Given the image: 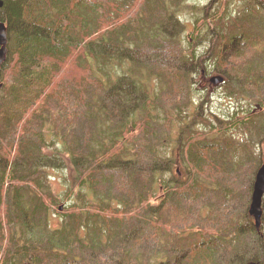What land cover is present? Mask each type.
<instances>
[{"label": "trees", "instance_id": "16d2710c", "mask_svg": "<svg viewBox=\"0 0 264 264\" xmlns=\"http://www.w3.org/2000/svg\"><path fill=\"white\" fill-rule=\"evenodd\" d=\"M182 1L0 0V264H170L178 251L174 264H264V208L257 229L253 185L247 192L227 173L261 165L253 147L264 112L213 121L188 96L192 73L205 76L208 63L240 80L227 95L247 89L264 110L263 2L241 0L235 17L232 0L211 13L194 6L204 13L184 49ZM208 35L209 56L195 62ZM238 38L245 50L225 62L220 47ZM245 192L250 250L229 210Z\"/></svg>", "mask_w": 264, "mask_h": 264}, {"label": "rangeland", "instance_id": "374dc122", "mask_svg": "<svg viewBox=\"0 0 264 264\" xmlns=\"http://www.w3.org/2000/svg\"><path fill=\"white\" fill-rule=\"evenodd\" d=\"M263 3H261L263 10H264V0H261ZM232 3L230 4V7L228 5V8L231 12V16L235 17L237 15V13L241 12V10L243 9V6L241 5V0H232ZM194 4V5H193ZM206 5V6H205ZM216 5V0H184L182 1L181 7L179 5V8L174 7L175 11H178V14L180 17H182L184 20L182 22H188V24H184V28L183 31L180 33L182 35V40L184 39V43H183V48L186 49V47L188 46V44L186 43V40H189L188 35H189V30L192 29V24L194 23V17L203 15L204 10L199 9L196 10V8L198 9L199 7H203L205 9H207L209 11V13L212 12L213 7ZM194 6H197L194 9ZM241 15V14H240ZM179 17V18H180ZM242 19V17H240ZM243 21V20H242ZM244 23H246L244 21ZM207 24H212L211 22L207 23ZM250 24V23H248ZM7 25V24H6ZM176 27L178 28V24H175ZM182 25V24H179ZM207 29V28H206ZM210 29V28H209ZM178 30V29H177ZM11 34V33H10ZM179 34V35H180ZM211 34H213V32H211ZM210 37L209 35L204 38V40H206L205 42L199 43L195 46L196 49V58H195V62L197 61V59H202V56L204 57H208L209 56V51L210 50ZM240 39V40H239ZM239 40V41H238ZM237 41H235V43L230 42L229 44H225L222 45L220 48H222L223 51V59H225V62H230L232 60V56L234 54V52H238V48L239 47H243V42L241 41V38H238ZM191 45V44H189ZM190 47V46H189ZM244 48V47H243ZM245 50V48H244ZM211 51V50H210ZM244 54L246 55V51L244 52ZM151 55L149 54L148 56H141L142 61H146V64L149 65L150 63H152L154 60V57L152 56V58L150 57ZM153 60V61H151ZM160 61L164 62V63H170V60L166 59V57H164L163 59L160 58ZM5 63V62H4ZM3 63V64H4ZM172 63V61H171ZM204 63H195L193 65V67H191L190 69H200V66L203 65ZM207 66H209L208 68L205 69V76H202L201 73H192L193 76V85H194V89L195 90H191L190 93L188 94L189 98H191L193 104H197L198 109H195V113L197 114H201L202 116H206L211 118L213 121H215V117H219V118H231L233 120H239L241 119L243 116H245L247 114V110H249L250 113H257L260 112L263 113L264 110L260 109L259 104L255 103L254 101H251V95L255 96L254 94L250 92H248L247 89H243L244 95L245 96H241L239 95V99H236V95L234 94L229 96L227 95L226 91V87H230L231 84H235V85H240V80L237 77H234L232 74H229L228 72L226 73L225 71L220 72V74L224 77V82L222 84H215V85H210L208 82V79L210 78V76L217 74L216 70L214 69V66H211V64L208 65V63H206ZM205 65V64H204ZM190 70V72H191ZM201 71V70H200ZM204 75V74H203ZM154 82H158L157 80H155L154 78H152ZM196 86V88H195ZM249 93H250V97H249ZM264 96V94H263ZM264 101V99H263ZM247 108V109H246ZM190 109L193 111L194 108L192 106H189L188 108H186L184 110L185 116L187 114H190L191 111ZM188 121H192V117H187ZM186 122V121H185ZM264 131V130H263ZM234 134L236 136V138H248V134ZM261 137H263L259 143L258 146L255 149V145L253 147V151L254 153L256 152V154H260V156H262V154L264 153V134H261ZM163 151H166L165 148H163ZM248 154H251V151H247ZM252 155V154H251ZM233 158V160H237L239 158L238 153L235 152L234 150L231 151V154L228 155V159ZM244 161V159H242V162ZM244 166H242V169H238L236 170H230L228 171V175L231 178V180H234L237 184V186L241 185V187L243 186H247V192H249V189L252 187L253 182H254V178H255V163H253V161L250 159L249 162L244 161ZM253 163V164H252ZM244 170V171H243ZM257 170V169H256ZM60 171V170H58ZM54 172L52 171L50 174L55 176L54 179H52L51 177V181L54 183L55 185V189L57 192L59 193H63L65 191V181H62V179H60V172ZM61 173H63L61 171ZM168 175V174H167ZM245 192V196L243 198V196L241 197L240 200H238V198H235V201L230 205L229 210L231 212H236L239 213L240 216H238L237 221L239 222V229L238 230H242V232H244V234L247 237V242L245 243V245H242L241 249L243 248V250H250L252 249V244L253 242H255L251 239V234L252 232L250 229V225L248 223V219L246 217H241V213L244 212L247 209L248 206V193ZM160 192H158V196H159ZM72 196L70 195V198ZM243 198V199H242ZM154 198L153 201H156ZM233 201V200H232ZM155 203V202H154ZM220 203V200H219ZM262 207L264 208V197H263V204ZM62 206L59 207V209H61ZM231 212H229L230 214H232ZM54 215V217H53ZM51 215V220H52V224L56 225L57 224V220L60 219L56 217L55 214ZM253 237H255V235L253 234ZM246 239V237H245ZM251 242V243H250ZM180 257V252H175L171 258L170 261H168L167 263L170 264H174V262L179 259ZM166 263V261L164 262Z\"/></svg>", "mask_w": 264, "mask_h": 264}, {"label": "water", "instance_id": "95a60500", "mask_svg": "<svg viewBox=\"0 0 264 264\" xmlns=\"http://www.w3.org/2000/svg\"><path fill=\"white\" fill-rule=\"evenodd\" d=\"M7 25L4 21H0V67L7 57ZM223 80L221 75H213L210 78V82L213 84H219ZM263 196H264V153L262 155V162L255 173L253 182L250 203L248 207V213L253 218L254 225L258 229L261 223V217L263 214Z\"/></svg>", "mask_w": 264, "mask_h": 264}]
</instances>
